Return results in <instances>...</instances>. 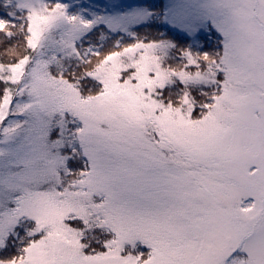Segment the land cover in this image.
<instances>
[{
  "label": "snow or ice",
  "instance_id": "1",
  "mask_svg": "<svg viewBox=\"0 0 264 264\" xmlns=\"http://www.w3.org/2000/svg\"><path fill=\"white\" fill-rule=\"evenodd\" d=\"M0 264H264V0H0Z\"/></svg>",
  "mask_w": 264,
  "mask_h": 264
},
{
  "label": "rangeland",
  "instance_id": "2",
  "mask_svg": "<svg viewBox=\"0 0 264 264\" xmlns=\"http://www.w3.org/2000/svg\"><path fill=\"white\" fill-rule=\"evenodd\" d=\"M80 0H76V3H79ZM86 3H99V4H105L109 3L110 0H85ZM124 3H143V2H151V0H122Z\"/></svg>",
  "mask_w": 264,
  "mask_h": 264
}]
</instances>
